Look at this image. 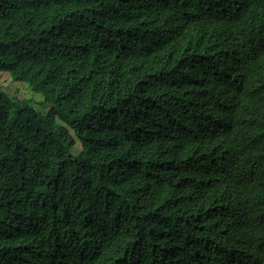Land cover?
I'll list each match as a JSON object with an SVG mask.
<instances>
[{"label": "trees", "instance_id": "16d2710c", "mask_svg": "<svg viewBox=\"0 0 264 264\" xmlns=\"http://www.w3.org/2000/svg\"><path fill=\"white\" fill-rule=\"evenodd\" d=\"M2 72L0 264H264V0H0Z\"/></svg>", "mask_w": 264, "mask_h": 264}, {"label": "rangeland", "instance_id": "374dc122", "mask_svg": "<svg viewBox=\"0 0 264 264\" xmlns=\"http://www.w3.org/2000/svg\"><path fill=\"white\" fill-rule=\"evenodd\" d=\"M0 88L6 92L8 95L14 97L16 100H27L30 105L42 115H46L47 110L41 105L43 97L28 87L24 86L23 83L13 82L11 76L8 72H2L0 74ZM71 134L73 132L71 131ZM81 149L80 144L76 140V145L74 147V152L78 153Z\"/></svg>", "mask_w": 264, "mask_h": 264}]
</instances>
